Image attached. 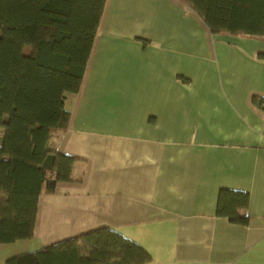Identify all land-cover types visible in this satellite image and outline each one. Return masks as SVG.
<instances>
[{"label": "crops", "instance_id": "obj_1", "mask_svg": "<svg viewBox=\"0 0 264 264\" xmlns=\"http://www.w3.org/2000/svg\"><path fill=\"white\" fill-rule=\"evenodd\" d=\"M260 52L264 36L211 33L177 0H106L47 144L77 157L74 179L40 195L34 247L107 226L144 264H264ZM220 189L247 193L244 222L217 213Z\"/></svg>", "mask_w": 264, "mask_h": 264}, {"label": "trees", "instance_id": "obj_2", "mask_svg": "<svg viewBox=\"0 0 264 264\" xmlns=\"http://www.w3.org/2000/svg\"><path fill=\"white\" fill-rule=\"evenodd\" d=\"M211 33L264 36V0H177ZM106 0H0V243L34 235L42 193L73 181L77 157L50 148L66 129ZM264 59V52L257 55ZM251 101L264 108V96ZM246 192L220 189L217 213L244 222ZM150 254L99 226L8 256L3 264H144Z\"/></svg>", "mask_w": 264, "mask_h": 264}, {"label": "rangeland", "instance_id": "obj_3", "mask_svg": "<svg viewBox=\"0 0 264 264\" xmlns=\"http://www.w3.org/2000/svg\"><path fill=\"white\" fill-rule=\"evenodd\" d=\"M3 133L2 127H0V139ZM34 242L32 239L19 240L13 243H0V261L3 260L9 254H15L18 252H24L28 250H34Z\"/></svg>", "mask_w": 264, "mask_h": 264}]
</instances>
